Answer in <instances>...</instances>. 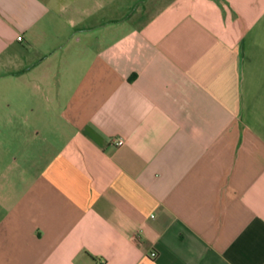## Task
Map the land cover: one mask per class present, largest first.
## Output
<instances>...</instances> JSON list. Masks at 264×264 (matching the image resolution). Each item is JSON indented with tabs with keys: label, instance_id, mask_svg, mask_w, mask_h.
<instances>
[{
	"label": "crops",
	"instance_id": "1",
	"mask_svg": "<svg viewBox=\"0 0 264 264\" xmlns=\"http://www.w3.org/2000/svg\"><path fill=\"white\" fill-rule=\"evenodd\" d=\"M160 1L0 0V264H264V0Z\"/></svg>",
	"mask_w": 264,
	"mask_h": 264
},
{
	"label": "built area",
	"instance_id": "2",
	"mask_svg": "<svg viewBox=\"0 0 264 264\" xmlns=\"http://www.w3.org/2000/svg\"><path fill=\"white\" fill-rule=\"evenodd\" d=\"M19 39H22V37H19ZM124 139L123 138H118L116 139V144L117 145H123L124 144ZM153 255H155V253H153Z\"/></svg>",
	"mask_w": 264,
	"mask_h": 264
},
{
	"label": "rangeland",
	"instance_id": "3",
	"mask_svg": "<svg viewBox=\"0 0 264 264\" xmlns=\"http://www.w3.org/2000/svg\"><path fill=\"white\" fill-rule=\"evenodd\" d=\"M169 0H161L160 3L161 4H164V3H167Z\"/></svg>",
	"mask_w": 264,
	"mask_h": 264
}]
</instances>
